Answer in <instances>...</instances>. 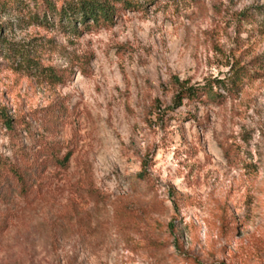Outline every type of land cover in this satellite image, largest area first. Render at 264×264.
Returning <instances> with one entry per match:
<instances>
[{"label":"rangeland","instance_id":"374dc122","mask_svg":"<svg viewBox=\"0 0 264 264\" xmlns=\"http://www.w3.org/2000/svg\"><path fill=\"white\" fill-rule=\"evenodd\" d=\"M141 1L79 32L33 0L0 5V111L27 151L70 153L0 203V264H264V34L238 22L264 0ZM256 59L263 74L221 103H175L177 80ZM13 150L0 117V156L20 163Z\"/></svg>","mask_w":264,"mask_h":264},{"label":"trees","instance_id":"16d2710c","mask_svg":"<svg viewBox=\"0 0 264 264\" xmlns=\"http://www.w3.org/2000/svg\"><path fill=\"white\" fill-rule=\"evenodd\" d=\"M33 1L36 5H40V10H42L45 19L48 17L51 19L58 18L60 22L72 24L75 32L90 30L91 28L110 27L120 17L121 12L132 9L138 10L143 4L141 0ZM9 3L10 0H0V5H8ZM238 22L242 23L245 30H247L246 28H251L264 34V4L256 7L255 12L250 11V8L245 9L241 12ZM77 24L80 25L79 29ZM253 24L257 26L254 27ZM35 64L37 65L38 63L35 62ZM253 64V69H249L245 65H238L232 77L226 80L218 79L220 81L209 82L202 86H191L177 80V92L174 96V101L178 105L184 99L187 101L221 103L226 96L233 95L241 88L245 78L253 80L263 74L260 71L262 68L261 62L256 59ZM38 68H41L42 76H46L53 82L59 83L63 80L62 73L55 72L53 68L43 66ZM216 82L219 83V87L222 88L223 92L215 89ZM46 115L52 117L45 119L49 125L56 122L53 118L55 117L53 111H48ZM0 117L10 133L14 148L13 152L17 160L20 161V163H15L6 156H0V203L3 204L8 202L11 193L28 198L41 185L43 179L47 177L45 170L49 166L67 167L70 153L66 152L59 157L60 149L56 144L46 142H41L34 152L27 151L10 119L1 111ZM221 222L223 228H226L228 222L226 215L222 216ZM187 263L198 264V260L196 258H187Z\"/></svg>","mask_w":264,"mask_h":264}]
</instances>
